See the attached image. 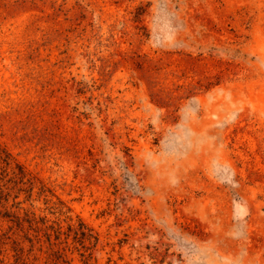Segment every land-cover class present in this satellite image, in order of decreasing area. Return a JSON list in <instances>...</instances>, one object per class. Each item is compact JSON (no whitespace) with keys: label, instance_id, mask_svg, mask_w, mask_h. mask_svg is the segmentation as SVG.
<instances>
[{"label":"rangeland","instance_id":"1","mask_svg":"<svg viewBox=\"0 0 264 264\" xmlns=\"http://www.w3.org/2000/svg\"><path fill=\"white\" fill-rule=\"evenodd\" d=\"M0 149V264H264V0H0Z\"/></svg>","mask_w":264,"mask_h":264},{"label":"trees","instance_id":"2","mask_svg":"<svg viewBox=\"0 0 264 264\" xmlns=\"http://www.w3.org/2000/svg\"><path fill=\"white\" fill-rule=\"evenodd\" d=\"M0 153H1V149H0ZM1 155V154H0ZM4 161H6V160H4Z\"/></svg>","mask_w":264,"mask_h":264}]
</instances>
